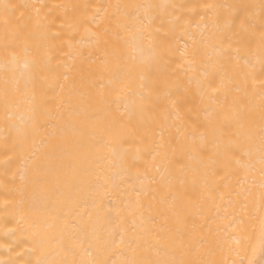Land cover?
Instances as JSON below:
<instances>
[{"label":"bare ground","instance_id":"obj_1","mask_svg":"<svg viewBox=\"0 0 264 264\" xmlns=\"http://www.w3.org/2000/svg\"><path fill=\"white\" fill-rule=\"evenodd\" d=\"M262 5L264 0H0V261L195 258L239 264L243 258L247 264L248 246H258L264 204L259 153L251 158L254 171L245 172L235 159L249 157L240 153L215 157L209 170L197 153L180 149L207 135L204 109L213 89L223 143L234 139L230 133L240 124H250L258 139ZM37 9L43 29L36 26ZM234 16L239 19L229 26ZM123 25L142 30L141 46L151 44L155 55L133 54L119 39L127 35ZM221 33L231 36V48L219 69ZM161 176L181 193L178 215L161 198ZM245 178L251 196L241 210L229 194L234 201L237 181ZM205 180L216 189L211 199ZM121 238L135 243L129 247ZM233 238L241 241L239 257L229 251L237 248Z\"/></svg>","mask_w":264,"mask_h":264},{"label":"snow or ice","instance_id":"obj_2","mask_svg":"<svg viewBox=\"0 0 264 264\" xmlns=\"http://www.w3.org/2000/svg\"><path fill=\"white\" fill-rule=\"evenodd\" d=\"M10 6L5 5V15H7V10ZM211 7V6H209ZM264 7V5H262ZM37 12V20H36V26L38 29H43L45 27L42 19L39 16V9L36 10ZM239 19L238 16L232 17V19L229 21V26L234 25L236 23V20ZM151 21L148 23L150 24ZM7 23V21H6ZM141 24L144 25V28H147V24H144L143 20L140 21ZM218 23V21H216ZM123 31L127 33V35H120L119 39H121L125 46L131 49V52L133 54H139L141 57L147 56L148 58H151L155 55L154 48L151 44L148 45L147 48L142 47L140 44V41L143 39V32L142 30H137L136 32L131 31L127 25L122 26ZM240 28L241 30L245 29V22L240 21ZM231 36L228 33H221L219 38V45L223 48V51L218 53L220 56L219 59L215 61V66L219 69H222L224 66V62L229 57L230 48H231ZM225 45H227L225 47ZM261 52L264 54V32H262L261 35ZM198 50H193L192 56L193 60L189 62L190 66L192 63L195 62V56L197 55ZM183 55V53H182ZM102 64H106V59L102 58L101 61ZM118 77V73L115 74ZM251 75V73L249 74ZM261 75L264 76V65H262L261 68ZM251 79L253 81L256 80L255 75H251ZM214 83V80H210L207 87L212 88V84ZM101 87H104L103 83L100 85ZM222 87L225 89L227 88V85L221 84ZM261 96L264 97V82L261 83ZM216 89L212 90V94L208 97V104L205 107L204 111L208 113V117L206 118V123L203 125L206 129L207 135L201 134L199 137V143L197 144L195 139L193 138L191 145H188L185 143L181 146V152L187 148L189 151L193 153H197V161L201 165H207L209 170L212 169V167L216 164L215 157L221 156V157H227L228 153H231L232 156H235L237 153H240L242 156H248L249 160L247 162L243 161L242 159H235V164L238 168L243 169L245 172H252L254 171V165L252 163V156L254 152H258V163L260 165L259 167V176H260V188L261 191V199L264 201V105H262L261 109V126L258 133V139L257 134L253 131L251 125H245L240 124L239 127L236 129L235 132L230 133L234 139H229V142L227 145L223 143V138L226 135V133L223 131V124L222 122L217 118L219 115L218 108L214 105L217 104V98H216ZM150 95V93H149ZM141 105L140 110L143 111L145 104L143 101H145L146 97L141 96ZM215 114V115H214ZM177 132H180V129H177ZM176 163H179V160L176 161ZM159 170V169H158ZM180 172H183V167L179 169ZM176 181L178 183H183L182 177L178 176L176 177ZM255 182L254 180L252 181ZM161 185V198L163 200H168L172 202V208L174 214L178 215L177 210V203L179 202L181 198V193L178 190L177 184L173 183L172 179L169 176H161L160 181ZM248 183L247 178L243 182L240 180L237 181V187L238 190L234 189V195L236 199L234 201L231 200V196L233 193L229 194L230 202L235 204L236 206L240 207L241 210L247 207V204L245 201L248 200V198L251 196V191L248 187H246V184ZM204 188H205V195L208 198H213L216 189L213 187V185L208 182L207 180L204 181ZM24 204V201H20V207L22 208ZM24 217L21 216V220H23ZM44 238L42 237L39 242H43ZM233 242L237 245V248L235 250L229 249V251H234L235 255L238 257L241 255V241L239 239L233 238ZM121 243H126L129 247L135 241L128 240L125 241L123 238H121ZM248 247L251 248L252 256L248 258L247 264H264V222H262L261 227V236L258 243L259 253L261 256V259L259 261H256L254 258L257 254V246L249 245ZM248 247L243 248V251L245 254H247ZM90 254V253H89ZM0 264H10V262L0 261ZM126 264H205V262L191 258V259H180V260H166L163 262H153V261H137V260H131L126 262ZM227 264V262H225ZM232 264H236L235 261L232 262ZM239 264H245V261L243 258L239 260Z\"/></svg>","mask_w":264,"mask_h":264},{"label":"rangeland","instance_id":"obj_3","mask_svg":"<svg viewBox=\"0 0 264 264\" xmlns=\"http://www.w3.org/2000/svg\"><path fill=\"white\" fill-rule=\"evenodd\" d=\"M262 222H264V204H263V208H262V220H261V227H262ZM261 227H260V231H259V239H260V236H261ZM259 243V241H258ZM256 261H259L261 259V256H260V253H259V248L257 246V254L254 258Z\"/></svg>","mask_w":264,"mask_h":264}]
</instances>
